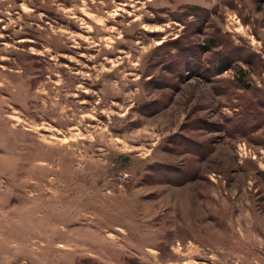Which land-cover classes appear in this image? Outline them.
<instances>
[{
	"label": "rangeland",
	"instance_id": "rangeland-1",
	"mask_svg": "<svg viewBox=\"0 0 264 264\" xmlns=\"http://www.w3.org/2000/svg\"><path fill=\"white\" fill-rule=\"evenodd\" d=\"M0 264H264V0H0Z\"/></svg>",
	"mask_w": 264,
	"mask_h": 264
},
{
	"label": "trees",
	"instance_id": "trees-1",
	"mask_svg": "<svg viewBox=\"0 0 264 264\" xmlns=\"http://www.w3.org/2000/svg\"><path fill=\"white\" fill-rule=\"evenodd\" d=\"M225 65V64H224ZM223 66V65H222ZM227 66V65H226Z\"/></svg>",
	"mask_w": 264,
	"mask_h": 264
}]
</instances>
